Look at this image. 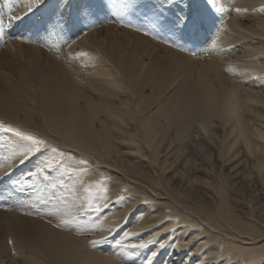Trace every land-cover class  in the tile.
<instances>
[{
    "label": "rangeland",
    "instance_id": "rangeland-1",
    "mask_svg": "<svg viewBox=\"0 0 264 264\" xmlns=\"http://www.w3.org/2000/svg\"><path fill=\"white\" fill-rule=\"evenodd\" d=\"M233 1L39 0L34 4L32 0H10V5H5L4 0H0V92L15 85L21 75L27 76V87L18 92L16 104L10 106L8 114L0 112V122L6 126L20 129L17 126L22 122L23 114L35 105L31 85L57 76L55 60H64L66 55L71 54L70 51L75 49L72 42L83 30H87L90 36L86 51L92 52L95 57L104 49L111 57L130 56L128 64L135 61L140 67L139 75L147 74L145 72L149 69L154 70L155 80L160 75H167L163 87L158 83L157 88L151 90L145 79L137 85V90L141 91L143 85L145 89L133 92L127 85L130 79L110 64V76L100 81L117 92L114 100L109 102L115 111L128 114L123 117L124 123L113 117L101 119L108 125L106 140L109 139V153L101 156L102 163L94 164L87 159H83V163L85 160L86 164L90 163L91 167L84 165L87 170L98 173L100 176L96 175L97 178L101 174V179L106 177L107 180L110 176L118 179L124 176L121 180H125V185H134L136 193L145 192L146 197L151 199L132 205L133 200L124 195L125 189L122 188L119 192L121 196L119 193L120 197L117 196L119 200H108L98 212V215L110 216L124 209V222L113 236L96 238L99 231L93 230L95 226L77 231L84 240L86 251L95 258H108L112 264H121L119 258L109 254L111 248L106 246V240H117L121 234L144 221L148 213L165 207L162 203L182 205L178 198L185 191L193 199L212 202L214 207L217 206L219 194H222L235 211L243 208L250 216L264 217V98L256 94L258 89L238 83L236 75H233L235 71L221 69L219 72L215 69L210 81L220 102V114L202 119L194 113H186L182 122H175L171 117L185 113L178 106L179 102H185L182 91L188 89L198 75L195 68L187 64V55L201 57L208 50V43L217 36L216 31L218 33L225 28L227 20L233 16L238 19ZM29 8L32 10L29 11ZM12 16L20 18L10 20ZM202 19L211 22L208 24L209 30L204 29ZM76 23L85 26L81 25L80 28ZM246 40L238 39L237 44L230 48L231 54L242 56L264 47V33L251 34ZM80 56L84 60L87 55L76 52L78 59L68 56V60L80 65L84 62ZM257 62L264 64L261 58ZM82 65L81 68H84ZM92 91L85 92L99 103L100 99ZM229 94L232 95L230 102L227 101ZM121 101H126L129 108ZM143 101L160 105L156 113L161 129L151 138L144 127L141 128V135L135 131L138 103ZM167 101H171L172 105L166 107ZM34 114L36 116V112ZM4 135L9 140L16 139L14 134L0 130V147L3 148L7 147L8 141L5 137L3 139ZM39 138L43 139L41 136ZM58 147L56 143L45 144L28 163L0 172V264H24L18 250L23 249L25 254H30V248L25 245L35 242L31 221H22L8 214H39L38 208L35 211L24 210L23 203L31 198L32 195L28 194L34 193L35 188L24 187L23 179L27 173L34 171L35 165H32L33 168L29 166L33 159L42 161L45 157L58 156L76 158L73 152ZM52 148L56 149L55 153ZM128 166H135L138 171L133 176L124 173L122 167ZM16 172L19 174L16 175ZM233 174L237 175L233 177ZM34 176L28 181L30 185H34ZM43 176L48 178L45 174ZM15 181L22 182L16 185ZM116 185L114 187L118 188ZM151 203L154 205L151 206ZM25 222L28 225L24 229L22 224ZM63 228L75 232L71 226ZM8 230H11V234L15 232L13 236L7 234ZM179 262L182 263V260Z\"/></svg>",
    "mask_w": 264,
    "mask_h": 264
},
{
    "label": "bare ground",
    "instance_id": "bare-ground-1",
    "mask_svg": "<svg viewBox=\"0 0 264 264\" xmlns=\"http://www.w3.org/2000/svg\"><path fill=\"white\" fill-rule=\"evenodd\" d=\"M233 7L238 19L233 16L227 20L225 28H220L218 33L215 30L217 36L212 37L211 42H207L208 50L201 52V57L187 55V64L192 65L198 75L191 86L182 91L185 102H179L178 106H181L185 113H180L177 117L171 116L173 121L182 122L187 116L186 113H194L202 119L217 117L220 114V102L210 78L215 75L216 71L221 72V69L235 71L233 75H236L238 83L254 86L258 89L256 94L264 98V64L257 62L258 58L264 60V47L242 56H235L230 52V48L237 44L238 39L246 40L251 34L264 33V11L261 10L264 9V0H234ZM77 13L80 12L77 10ZM97 13L99 15V11ZM202 21L204 29H208V24L211 22L204 19ZM76 24L78 27L82 25L81 23ZM84 24H86L85 21ZM74 29L79 28L74 27ZM75 31L78 33L77 30ZM83 31L81 30V35L72 42L75 49L70 51L71 54L66 55L64 60H55L57 76L49 77L41 84L31 85L35 105L33 104L34 106L23 114V120L17 126L28 130V133L38 138L43 137L47 140L46 144L56 143L63 150L66 148L76 157H45L42 161L33 159L29 163V166L35 165L33 171L35 176L33 175L32 179L35 190L34 193L28 194L32 196L23 203L25 206L23 207L25 211H35L38 208L40 212L35 216H30V213L29 215L16 212L8 214L22 221L30 220L33 227L35 242L33 240L34 244L25 245L26 248H30L28 250L30 254H25L23 249L18 250L24 264H112L111 259L95 258L89 251H86L84 240L77 234V231L95 226L93 230L99 231V234L95 235L96 238L113 236L124 222V209L122 212H113L110 216H101L98 212L108 200L118 199L122 188L125 189L124 195L133 200L132 205L151 199L146 197L145 192L136 193L134 185L132 187L125 185V180H121L124 176L119 179L110 176L107 180L106 177L101 179L103 178L101 174V177L97 178L96 175L99 174L95 173L94 167L93 171L87 170L90 163H86L87 161H92L94 164L102 163L101 156L109 153L107 143L109 139L106 140L109 135L108 125L103 120L113 117L120 123H124L123 117L128 114V112L120 114L115 111L109 102L114 100L117 92L110 88L109 84L100 82L103 77L110 76L112 71L110 64L130 79L127 85L133 92H141L145 89L143 85L141 91L137 90V85L145 79L151 90H155L158 83L160 87H163L167 75H160L155 80L154 70L150 69L146 70L147 74L139 75L141 74L139 65L135 61L128 64L130 56L111 57L110 53L104 49H101L95 57L92 52L86 51V48H89L90 36L87 30ZM76 52L86 53L84 60L80 56L84 65L81 62L79 65L76 61L68 60V56L74 60L78 59ZM81 65L84 68H81ZM26 80L27 76L21 75L15 85L0 92V112L9 113L10 106L13 103L16 104L18 92L27 87ZM131 85L134 87L130 88ZM85 91H92L100 102H95ZM231 97L232 95L229 94L227 101L230 102ZM121 104L128 107L126 101H121ZM170 105L172 102L167 101L166 107ZM159 106V103L151 104L146 101L138 103L139 112L135 125L137 134L141 135L142 127L146 129L149 138L160 132V119L158 120L159 116L156 113ZM101 115L103 117L100 118ZM102 118L104 119L101 120ZM114 124L118 125L116 122ZM4 137L8 140L7 147H0V155L5 154L10 147H21L28 144L27 141H21L18 137L10 140L7 136L4 135L3 139ZM34 156L27 159L25 163H28ZM53 158L55 163L51 168L35 174L38 169L44 167L43 161ZM83 159H87L84 161L87 166L84 165ZM18 164L17 162L16 165ZM7 170H9L7 165L0 168V172ZM122 171L133 176L138 170L135 166H128L122 167ZM236 175L233 174V177ZM56 181H62L63 187L57 186L54 189L48 187ZM117 181L121 184L118 185ZM114 182L117 183L118 188L114 187L116 185ZM86 188L91 189V196L85 192ZM89 200H91V205H89ZM178 200L182 205L162 203L165 207L148 213L144 221L129 230L135 235L125 236L123 233L117 240L107 239L106 246L111 248L108 251L109 254L119 258L121 264H167L170 261V264L176 262V264H264L263 213L260 214L263 218L250 216L249 212L237 206L238 210L235 211L232 208L233 205L231 207L222 194H219L216 207L208 200L193 199L188 191L182 193ZM150 205L153 206L154 203ZM251 215H253L252 212ZM22 225L25 229L28 223L25 222ZM68 226L74 228L75 232H69L68 229L63 228ZM10 231L8 230L7 234L13 236L15 232L11 234ZM163 236L165 238L162 239ZM149 240L151 244L147 243ZM117 241L120 243L118 244ZM141 241L146 243L145 248L133 250L127 247L133 243L139 244ZM161 243H164L165 247L160 248ZM153 252L156 253L155 256L152 255ZM180 260L182 263L179 262Z\"/></svg>",
    "mask_w": 264,
    "mask_h": 264
},
{
    "label": "snow or ice",
    "instance_id": "snow-or-ice-1",
    "mask_svg": "<svg viewBox=\"0 0 264 264\" xmlns=\"http://www.w3.org/2000/svg\"><path fill=\"white\" fill-rule=\"evenodd\" d=\"M39 0H33V3H38ZM5 5H10V0H4ZM32 9L29 8V11H31ZM262 11H264V9H261ZM236 11H240V9H236ZM20 17L18 16H12L10 17V20H17ZM213 46H215V42H213ZM81 55H86V53H81ZM0 130L6 132V133H12L15 135V137L20 138L21 141H27L28 144L26 146H21V147H17V146H13L10 147L6 150L5 154L0 155V168H4L5 165H7V169H13L16 165V163L18 162L19 164H24L25 161L27 159H29L30 157L34 156L36 153L41 151L42 146H44L46 144V141H44L41 138H38L37 136L30 134V133H25L22 130L15 128L11 125H5L3 122H0ZM52 152L55 153L56 149L52 148ZM55 163V159H50V160H46L43 161V168L38 169V172H42L44 171V169L47 168H51L53 166V164ZM34 175L33 172H29L25 175L24 179H23V186L24 187H34V185H30L28 183L29 180H31L32 176ZM21 182L20 181H15L14 184L19 185ZM57 186L63 187V182L62 181H56L55 183H51L50 185H48L49 188H57ZM85 192H87L89 194V196H91V189L90 188H86ZM89 205H91V200H89ZM98 210V209H97ZM64 223H68V221H64ZM125 236H133L135 235V233L133 232H126L124 234ZM117 243L119 244L120 241H117ZM148 244H151V240L147 241ZM130 249H136V248H145L146 247V243L141 241L139 244H130L127 246ZM165 247L164 243L160 244V248ZM153 256L156 255L155 252L152 253Z\"/></svg>",
    "mask_w": 264,
    "mask_h": 264
}]
</instances>
